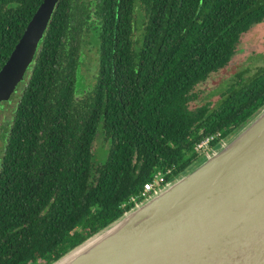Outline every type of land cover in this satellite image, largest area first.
Returning <instances> with one entry per match:
<instances>
[{"label": "trees", "instance_id": "1", "mask_svg": "<svg viewBox=\"0 0 264 264\" xmlns=\"http://www.w3.org/2000/svg\"><path fill=\"white\" fill-rule=\"evenodd\" d=\"M43 0H0V70ZM264 0H60L17 87L0 157V264H52L216 149L264 108V67L215 105L196 88L231 66ZM89 52L92 85L79 91ZM86 65V64H85ZM16 99V101H15ZM103 130V162L94 143ZM139 198V203L142 202Z\"/></svg>", "mask_w": 264, "mask_h": 264}, {"label": "water", "instance_id": "2", "mask_svg": "<svg viewBox=\"0 0 264 264\" xmlns=\"http://www.w3.org/2000/svg\"><path fill=\"white\" fill-rule=\"evenodd\" d=\"M60 0H43L0 70V106ZM52 264H264V108L184 175Z\"/></svg>", "mask_w": 264, "mask_h": 264}, {"label": "rangeland", "instance_id": "3", "mask_svg": "<svg viewBox=\"0 0 264 264\" xmlns=\"http://www.w3.org/2000/svg\"><path fill=\"white\" fill-rule=\"evenodd\" d=\"M239 48L241 52L236 56L231 66L213 73L206 81L197 86L196 90L201 96L197 103L215 105L221 98L222 92L236 83L239 80V75H243L240 73L244 72L243 77L247 79L253 76L261 67H264V22L255 26L249 34L242 37ZM96 59L97 57L93 52H89L86 59H84L86 65L84 64L82 68L83 79L80 81L79 91H83L86 87L92 85L91 78L93 77V65ZM16 94L17 92L12 95L11 99H14L17 96ZM13 106L14 101L4 105L2 109L0 108V157L5 145L4 125L11 118ZM108 147L109 142L106 135L103 130H100L94 143V151L95 153L98 152V154L96 153L97 160L103 162L106 157L104 150Z\"/></svg>", "mask_w": 264, "mask_h": 264}, {"label": "built area", "instance_id": "4", "mask_svg": "<svg viewBox=\"0 0 264 264\" xmlns=\"http://www.w3.org/2000/svg\"><path fill=\"white\" fill-rule=\"evenodd\" d=\"M215 137L216 135L204 138L196 145L195 147L196 151L198 153H202L205 156H208L214 150L212 149L211 144ZM221 143H223V141ZM163 176L164 175L161 172L155 175V178L152 181L147 182L145 184L143 191L138 196H132L126 204L137 205L139 204V198H142V200H146L153 194L157 193L160 190V188L163 186L161 184V179Z\"/></svg>", "mask_w": 264, "mask_h": 264}]
</instances>
